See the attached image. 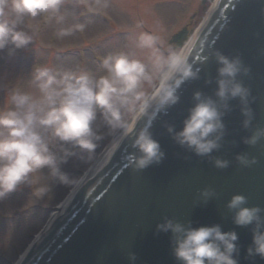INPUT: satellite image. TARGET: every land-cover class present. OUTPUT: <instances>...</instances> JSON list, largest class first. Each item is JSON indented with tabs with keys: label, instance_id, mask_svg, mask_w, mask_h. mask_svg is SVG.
I'll return each instance as SVG.
<instances>
[{
	"label": "clouds",
	"instance_id": "obj_1",
	"mask_svg": "<svg viewBox=\"0 0 264 264\" xmlns=\"http://www.w3.org/2000/svg\"><path fill=\"white\" fill-rule=\"evenodd\" d=\"M37 17H45L59 26L55 32L57 38L71 36L86 27L84 23L68 22L69 17L75 19V14L65 8V0H0V51L7 49L12 55L16 50L26 49L34 37L27 21ZM136 47L147 50V62L123 52L109 54L102 58L103 71L99 75L72 68L38 66L29 81L31 90L11 93L9 106L0 110V200L21 185L32 183V174L45 176L44 169L48 182L35 188V198L50 195L49 181L70 190L78 188L83 178L61 170V165L76 154L66 145L91 157L102 139L98 118L109 135L119 133L131 138L130 147L135 152L125 157L127 167L139 171L163 159L160 144L149 131L151 120L178 102L180 85L197 79L199 69L193 70L186 48H165L160 38L150 33H141ZM212 56L218 65L214 93L217 100L203 96L200 91L194 92L195 103L188 110L182 128L179 131L172 126L167 128L176 144L200 157H209L220 147L224 132L222 117L229 100L239 99L244 128L252 120L248 107L250 90L237 79L248 75L249 68L239 56L229 57L219 50ZM145 115L149 119L137 131L131 118L139 120ZM262 139L264 128H258L243 142L255 146ZM235 159L244 167L256 163L255 157L249 159L247 155H237ZM212 163L218 169L229 166V161L219 158ZM201 194L212 195L209 190ZM246 204L245 196L235 194L226 207L234 210L235 225H252L246 256L264 259V218L261 217L264 209ZM156 229L172 234V254L180 264H239L238 237L234 231L223 232L219 225L185 226L167 218ZM129 260L134 261L135 255L129 254Z\"/></svg>",
	"mask_w": 264,
	"mask_h": 264
},
{
	"label": "water",
	"instance_id": "obj_2",
	"mask_svg": "<svg viewBox=\"0 0 264 264\" xmlns=\"http://www.w3.org/2000/svg\"><path fill=\"white\" fill-rule=\"evenodd\" d=\"M185 39L180 32L171 42L181 47ZM216 50L239 56L249 68L248 75L237 79L250 90L252 120L244 128L239 99L229 100L228 110L221 108L224 132L220 147L209 157H200L176 144L167 128H182L195 103L194 92L217 100L218 65L212 56ZM188 58L193 70L199 69L198 78L180 85L178 102L157 113L149 128L163 159L139 171L127 167L125 157L135 149L126 137L107 166L81 187L22 264H180L172 254V234L156 229L165 218L185 226L219 225L223 232L234 231L239 264H264V259L246 256L252 225H235L234 210L226 207L233 195L241 194L247 198L245 206L264 209V139L255 146L243 142L264 128V0H222ZM149 115L138 120L137 131ZM237 155L255 157L256 163L241 166ZM215 158L229 161V166L214 167ZM203 190L212 195L203 196ZM129 254L135 255L134 261Z\"/></svg>",
	"mask_w": 264,
	"mask_h": 264
},
{
	"label": "rangeland",
	"instance_id": "obj_3",
	"mask_svg": "<svg viewBox=\"0 0 264 264\" xmlns=\"http://www.w3.org/2000/svg\"><path fill=\"white\" fill-rule=\"evenodd\" d=\"M87 1L92 4L93 11L101 10L110 14L114 23L108 25L94 15L85 16L77 0H65V8L75 14V19L69 17L68 22L86 24L83 31H76L71 36L57 38L55 32L59 26L49 20L36 36L38 44L32 42L26 49H20L22 56L26 57V62L16 59L14 54L9 55L7 49L0 51V110L9 106L8 97L13 91L31 90L29 81L35 67L46 66L61 70L72 68L99 75L103 70L101 65L92 61L90 53L92 50L103 57L123 52L147 62V50L136 47L137 37L145 32L158 36L165 48H177L173 44L168 45L172 36L185 29L186 39L189 40L190 35L195 33L212 5V0ZM104 3L108 6L103 7ZM27 23L33 31L38 24L36 18L28 20ZM79 49L84 51L82 62L79 58L81 56L77 53ZM7 83L12 84L11 90L6 88ZM97 123L100 125L99 134L102 136L95 150L98 156L104 153L119 133L109 135L102 120L98 118ZM66 147L76 154L70 156L67 162L61 165V170L70 176L82 177L95 159L72 149L70 145ZM42 172L45 176L39 173L34 174L37 177V185L36 179L33 180L35 188L48 182L47 169ZM49 184L51 193L40 199L42 204L38 206L27 194L28 185H21L16 191L0 200V264H7L3 262L4 257L14 259L11 246L16 245L21 249L28 241L26 235L35 233L43 227L46 216L60 203V199L69 189L54 181H49Z\"/></svg>",
	"mask_w": 264,
	"mask_h": 264
},
{
	"label": "bare ground",
	"instance_id": "obj_4",
	"mask_svg": "<svg viewBox=\"0 0 264 264\" xmlns=\"http://www.w3.org/2000/svg\"><path fill=\"white\" fill-rule=\"evenodd\" d=\"M195 37V36H194ZM189 41L187 47L190 45L191 41L193 40V38ZM135 118L133 117V120ZM123 136H120V134L117 136V138L113 141L111 147L103 154L100 156L99 160L97 161V163L94 165L92 171L96 170L101 164L102 162L105 160V158L113 151V149L116 147L117 143L122 139ZM84 180V179H83ZM67 202V201H66ZM65 202V203H66ZM65 205V204H64ZM62 205V207L64 206Z\"/></svg>",
	"mask_w": 264,
	"mask_h": 264
}]
</instances>
